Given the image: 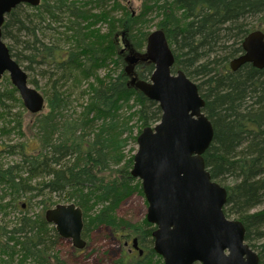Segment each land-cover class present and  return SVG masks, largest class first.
<instances>
[{"label": "trees", "instance_id": "16d2710c", "mask_svg": "<svg viewBox=\"0 0 264 264\" xmlns=\"http://www.w3.org/2000/svg\"><path fill=\"white\" fill-rule=\"evenodd\" d=\"M142 1L138 15L119 0H42L39 7L21 5L7 15L2 35L14 43L8 44L12 57L28 75L43 65L52 67L58 78L44 108L48 112L33 115L36 148L29 142L13 147L0 138V151L19 158L9 172L3 174L0 168V180L16 196L7 204L1 201L0 213L6 214L11 206L26 213L36 198L43 199L45 211L54 207L55 197L74 201L84 213L83 239L102 226L121 240L137 239L138 252L118 264L163 261L153 248L154 225L147 219L132 224L117 216L127 199L143 194L142 184L132 176L136 146L129 157L126 149L131 142L137 145L142 130L162 117L159 104L132 84L134 77L149 80L155 70L146 59L147 28L155 14L157 29L164 32L174 54L172 72L182 70L205 100L214 140L204 160L212 179L227 190L224 213L243 222L246 242L264 264V69L247 64L233 72L229 67L243 53L246 36L264 31V0ZM69 38L74 45L64 42ZM122 45L138 53L133 67L123 69ZM106 69L109 74L100 77ZM29 83L36 81L29 76ZM7 84L5 89L0 82L2 112L7 111L6 101L18 95L10 80ZM55 98L66 103L57 106ZM85 98L88 102L75 117H59L65 105ZM16 101L23 105L21 98ZM135 119L137 125L131 124ZM14 128L23 134L21 122ZM5 133L2 126L0 136ZM29 191L35 194L25 201L17 196ZM95 205L101 210L89 222L88 212ZM18 226H0V264H62L48 237L53 233L56 240L58 233L45 217L24 216Z\"/></svg>", "mask_w": 264, "mask_h": 264}, {"label": "water", "instance_id": "95a60500", "mask_svg": "<svg viewBox=\"0 0 264 264\" xmlns=\"http://www.w3.org/2000/svg\"><path fill=\"white\" fill-rule=\"evenodd\" d=\"M40 4L41 0H0V80L9 74L24 107L34 115L43 111L45 99L12 57L2 28L17 7ZM242 48V55L230 63L233 72L247 64L264 69L263 31L246 36ZM146 59L155 66L151 78H133L132 84L159 104L162 117L138 136L132 176L142 182L147 221L156 227L154 251L164 264H260L258 254L246 242L243 223L224 213L227 190L212 179L204 160L214 140L213 125L204 113L205 100L183 71L172 73L175 58L163 31L149 34ZM127 60L134 65L139 58L132 55ZM45 218L61 239L70 240L76 249L86 247L80 207L59 204L47 210ZM133 246L138 250L137 239Z\"/></svg>", "mask_w": 264, "mask_h": 264}, {"label": "rangeland", "instance_id": "374dc122", "mask_svg": "<svg viewBox=\"0 0 264 264\" xmlns=\"http://www.w3.org/2000/svg\"><path fill=\"white\" fill-rule=\"evenodd\" d=\"M119 1L123 2L125 6L129 7L130 11L133 12L134 15H138L140 13L143 2L142 0ZM150 20H154V22L150 24L147 30L152 33L158 30L156 24L159 21V18L154 14L151 15ZM7 43L9 45L14 44L12 40H7ZM121 53L125 62L123 69L127 68L128 66L133 67L134 65H131L127 58L132 55L138 57V53L136 51L129 50L128 46L124 47L123 45L121 46ZM110 69L115 70L116 67L112 66ZM33 70L34 71L29 73V76L30 79L36 81V84H31V86L42 93L46 99L49 98L51 95L53 82L58 78L57 73L52 67L43 65L35 66ZM101 75L104 76L105 71H102ZM7 80H10L8 74H5L0 80L3 88L6 89L8 88ZM16 97L20 98L19 94ZM16 97L14 100L11 99L7 102V116L5 115L6 112L0 111V114L2 115L0 119V128L7 125L14 127L17 122H21L23 124V134L13 132L9 138H5L3 141L5 144L10 146H16L21 143L29 142L32 149L36 148L33 136L36 132V129H33L36 116L31 115L22 104L20 105L16 101ZM81 105L82 101L70 104L65 115H74L73 117H75L76 113L78 114L80 112ZM133 108L134 109L132 110V113L136 110V105H134ZM44 112H48V109L46 108ZM131 124L137 125L136 119L133 120ZM135 132H138V127H136ZM135 146L137 149V145H135L134 142L130 143L129 148L126 150L128 157L131 154L130 150H133ZM18 160L19 158L17 156L10 155L6 151L0 153V165L8 166L17 162ZM1 194L2 193L0 192V197ZM10 200L11 199H6L4 200V203H1L2 200L0 199V203L5 204ZM22 201H25V199H22ZM54 201V206L57 204H75L74 201H62L59 199V197H55ZM32 206L33 204L29 205L28 211L32 208ZM6 212L7 216L2 213L0 214V226H12L15 223V219L21 214L20 209H15L12 206L7 209ZM147 212L148 202L146 201L144 192L143 194L135 193L122 204L121 208L118 210V217L125 221L131 222L132 224H142L144 220L147 219ZM45 213L46 211L44 209H41L39 206L35 205V207L31 210L30 215L32 216L40 214L45 217ZM231 220H235V217H232ZM84 239L88 245L86 249H76L70 240L61 239L60 241H57L58 243L54 246L53 252L58 253V259L62 264H118L122 258H127L128 255H132L129 253V250L133 247L132 238L126 239L125 237V240H121L120 236L115 235L113 230L109 227H99L93 230L88 235V237ZM152 264H164V262H159L158 259H155L153 260Z\"/></svg>", "mask_w": 264, "mask_h": 264}, {"label": "bare ground", "instance_id": "6f19581e", "mask_svg": "<svg viewBox=\"0 0 264 264\" xmlns=\"http://www.w3.org/2000/svg\"><path fill=\"white\" fill-rule=\"evenodd\" d=\"M71 1H78V0H71ZM31 8H36V7H31ZM59 15L60 16H62V17H64V15H62V14H60L59 13ZM66 16V15H65ZM57 24V23H56ZM55 27L57 28V29H59L58 28V25H55ZM4 39V38H3ZM10 38H8V40H9ZM5 41V40H4ZM64 42H66V44L68 45V44H71V45H74L75 44V42L72 40V39H65L64 40ZM5 43L7 44V46H8V43H7V40L5 41ZM9 47V46H8ZM10 49V48H9ZM242 55V53L240 54V55H238L237 57H235V58H233L230 62H229V67H230V63L233 61V60H235L236 58H238V57H240ZM42 66V65H41ZM174 66V65H173ZM245 66V65H244ZM230 69H231V67H230ZM102 71H105V75L104 76H102L101 75V73H102ZM117 71V70H116ZM182 71V70H181ZM177 73V72H176ZM107 74H109V71L106 69V70H101L100 72H99V76L100 77H106L107 76ZM93 82H94V80H92ZM12 87H14L13 85H12ZM15 88V87H14ZM6 89V88H5ZM42 94V93H41ZM52 94V93H51ZM42 96L44 97V99H45V102H47V99H46V97L42 94ZM51 96V95H50ZM49 96V97H50ZM62 97H63V94H62ZM7 102H8V100L6 101V105H7ZM88 102V99L87 98H85L83 101H82V104H85V103H87ZM54 103H55V105H57V106H59V105H61V104H63L64 105V103H66V100H65V102L63 103V102H59L58 100H56V98L54 99ZM68 106H69V104H67V106L65 105V107H63L62 109H61V116H59V117H61V118H73V116L72 115H65L66 114V112H67V109H68ZM6 116H7V112H6V114H5ZM1 117H2V115L0 114V119H1ZM3 119H4V117H3ZM2 119V120H3ZM211 122V121H210ZM15 127V126H14ZM14 127H12V126H10V125H7L6 126V133L3 135V136H0V138H1V142H3L4 143V139L5 138H9L12 134H13V132H15V133H17L16 132V130H15V128ZM22 144V143H21ZM212 145V144H211ZM19 145H16V146H13V147H18ZM129 148V146L127 147V149ZM126 149V150H127ZM5 150H3L2 149V151H0V153H2V152H4ZM10 151H8L7 153L8 154H10V155H14V156H17V155H15V154H12V153H9ZM206 153V152H205ZM18 157V156H17ZM19 161V160H18ZM17 161V162H18ZM10 165H14V163H12V164H10ZM10 165H8V166H5V165H0V168L2 169L1 170V173H3V174H5V173H7V172H9V169H7ZM24 172H26V173H28L29 171L27 170V168H25L24 170H23ZM16 174H19V172H17ZM35 184H37V182L36 181H34L33 182V185H35ZM0 192L2 193L1 194V197H0V199L1 200H6V199H13V197H16L14 194H13V191L12 190H10V187H9V184L7 183V182H5V181H2V180H0ZM31 194H35V192H33L32 193V191H29V192H27V193H23V192H21L20 193V195H17L18 197H20V198H22V199H27L26 197L27 196H29V195H31ZM42 198H36V200L34 201V203H33V206H32V208L29 210V211H27L26 213H21L16 219H15V223L11 226V225H6V226H8L9 227V229L10 228H14V227H19L18 226V223H19V221H20V219L22 218V217H24V216H26V217H30V218H32L33 220H35L36 218H37V216L38 215H40V214H37V215H30V212H31V210L35 207V205H37V206H39L41 209H45L44 208V205H43V203H42ZM53 202H55L54 200H53ZM95 202V199H93V201H92V203H94ZM41 203V204H40ZM57 205H59V204H57ZM56 205V206H57ZM56 206H54V207H56ZM101 206H99V205H95L94 207H93V209L91 210V211H89L88 212V217H87V221H89V222H91V220L92 219H95L96 218V216H97V214H99V212H100V210H101V208H100ZM1 214V213H0ZM2 214H5V213H2ZM7 214V213H6ZM5 214V216H7ZM117 216H118V212H117ZM232 218V217H231ZM231 218H229V219H231ZM235 220H238V219H236L235 218ZM45 221H46V218H45ZM238 221H240V220H238ZM47 222V221H46ZM240 222H242V221H240ZM48 223V222H47ZM243 223V222H242ZM49 225H51V226H53L52 224H50V223H48ZM244 225V224H243ZM84 230V229H83ZM26 232H27V229H26ZM154 232V231H153ZM48 237H50V241L52 242V248L58 243L57 241H60L61 240V237L58 235V238L55 240V237H54V235H53V233H50V235H48ZM152 237H153V234H152ZM63 240V239H62ZM54 243V244H53ZM256 252V251H255ZM257 253V252H256ZM258 254V253H257ZM259 256V255H258ZM259 259H260V257H259ZM25 264H37V263H35V262H32V261H27V263H25Z\"/></svg>", "mask_w": 264, "mask_h": 264}, {"label": "flooded vegetation", "instance_id": "af4514ba", "mask_svg": "<svg viewBox=\"0 0 264 264\" xmlns=\"http://www.w3.org/2000/svg\"><path fill=\"white\" fill-rule=\"evenodd\" d=\"M85 240V239H84ZM87 243V242H86ZM86 246H87V244H86ZM138 252V250L137 249H134V248H131L130 250H129V253H131V254H135V253H137ZM139 253H140V251H139ZM142 254H143V251H142ZM141 254V255H142Z\"/></svg>", "mask_w": 264, "mask_h": 264}]
</instances>
